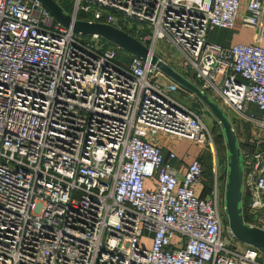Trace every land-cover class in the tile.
<instances>
[{"label": "built area", "instance_id": "obj_1", "mask_svg": "<svg viewBox=\"0 0 264 264\" xmlns=\"http://www.w3.org/2000/svg\"><path fill=\"white\" fill-rule=\"evenodd\" d=\"M55 1L150 54L162 41L222 111L264 128V0ZM239 20L255 43L209 40ZM78 36L39 0H0V264H264L224 243L216 169L201 197L200 158L181 174L163 155L161 139L211 146L171 95L184 90L150 59ZM262 156L242 154V205L264 215Z\"/></svg>", "mask_w": 264, "mask_h": 264}, {"label": "water", "instance_id": "obj_2", "mask_svg": "<svg viewBox=\"0 0 264 264\" xmlns=\"http://www.w3.org/2000/svg\"><path fill=\"white\" fill-rule=\"evenodd\" d=\"M49 13L65 28H71L75 35H97L141 60L150 59L152 66L178 85L181 89L198 99L222 128L227 162L223 205L228 229L240 244L264 252V231L244 222L242 210L243 162L237 138L224 111L209 96L202 93L193 83L173 68L150 54L149 49L127 33L105 23L88 22L73 18L55 0H39Z\"/></svg>", "mask_w": 264, "mask_h": 264}, {"label": "rangeland", "instance_id": "obj_3", "mask_svg": "<svg viewBox=\"0 0 264 264\" xmlns=\"http://www.w3.org/2000/svg\"><path fill=\"white\" fill-rule=\"evenodd\" d=\"M216 35V32L211 33V38L209 39L211 42H215L212 39L213 36ZM81 39H89L91 36H78ZM126 51L120 50L117 54L118 58L122 60L123 56L126 55ZM155 55L160 57L167 65L173 68L180 75L191 81L195 86H198V82L195 78L190 74L191 72L186 69V67L182 63V58L178 52L174 49L165 46L162 41H158L155 46ZM174 99L179 101L185 108L192 111L196 116L200 118L203 122L206 130H207V143H210L211 146L205 147V149L193 143L187 141H181L180 143L174 144V142H170L173 146H175L176 150H181L185 153L186 158H189L191 161L192 153L195 152L196 155L202 159L204 163V172L205 175L203 177L202 186L205 190L209 191L213 185V170L216 169L218 174V182L220 191V197L224 196V185H225V177L226 175V162H227V154L225 143L222 134V128L219 123L212 117L207 107H205L198 99H196L193 95L186 93H178L174 92L171 94ZM218 102V101H217ZM216 102V103H217ZM227 117L230 120L232 128L234 130L235 136L237 138L238 145L243 155H250L251 157L261 153L264 149V128H260L253 123L245 120L244 118L237 116L236 114L225 112ZM212 150V152H211ZM252 160V158H250ZM264 161V156L260 158V165ZM192 162V161H191ZM190 162V163H191ZM254 163V161H253ZM253 166V164H252ZM203 192L205 196H210V192ZM248 201L249 196L247 195L244 199L243 204L246 207V210L249 212V216L251 217L247 224L254 225V223L264 224L263 214H250L251 212L248 210ZM243 208V207H242ZM226 215V214H225ZM223 214V235L222 239L224 243L232 250H242L244 245L237 242L231 234H229L228 230L225 229L227 223V218ZM258 219V220H257ZM257 220V221H256ZM259 221V222H258ZM257 225V224H256ZM255 225V226H256ZM263 254V253H261Z\"/></svg>", "mask_w": 264, "mask_h": 264}, {"label": "crops", "instance_id": "obj_4", "mask_svg": "<svg viewBox=\"0 0 264 264\" xmlns=\"http://www.w3.org/2000/svg\"><path fill=\"white\" fill-rule=\"evenodd\" d=\"M243 5H244V0H242ZM244 12H241V14H243ZM256 30L252 29V28H247L245 26L242 25V23L239 21L236 22V25L234 27V29L232 31L227 32L226 34L223 35H219V37H217V40L219 38V42H217L218 44L221 45H232V44H252L256 42ZM261 46L264 48V36L261 39ZM184 93H186V91H184ZM162 141V147H163V155H167L168 154V150L173 151L176 154L177 159L173 162V166L181 173L183 174L185 172V169L187 167L188 164H190L191 161H193L196 158H201L200 155L199 157L196 155L195 152H193L192 155V159L191 161H189V158H186L185 153H183V151L181 150H176L175 146L176 144L180 143L178 141H173L175 146H173L171 144V146L169 145L170 142L172 141H168V140H160ZM183 142V141H182ZM242 155V154H241ZM199 195L203 194L202 189H200L198 191Z\"/></svg>", "mask_w": 264, "mask_h": 264}, {"label": "trees", "instance_id": "obj_5", "mask_svg": "<svg viewBox=\"0 0 264 264\" xmlns=\"http://www.w3.org/2000/svg\"><path fill=\"white\" fill-rule=\"evenodd\" d=\"M61 5H62V7L64 8V10H65L67 13L70 12V5H69V4H67V5H63V4H61ZM81 16H82V15L80 14L79 17H81ZM227 32H229V31H227ZM227 32H221V31L218 32V31H217V32H216V35L213 36L212 39L215 40V42L217 41V42L220 43L219 38H218V40H217V37H219V35L226 34ZM210 38H211V35H210ZM123 60L126 61L127 58L125 57ZM190 82H191V81H190ZM239 149H240V146H239ZM240 151H241V149H240ZM241 153H242V152H241ZM202 159H203V158H200L202 164L204 165ZM203 167H204V166H203ZM203 174L205 175V172H204ZM224 177H225V174H224ZM205 191H206V192L208 191L207 188H205V190H204L203 192H205ZM208 192H210V189H209ZM200 196H201V197H205L204 193L201 194ZM242 207H243V208H242V210H243V219H244V222L247 224V222L249 221V219H250L251 217L249 216V214H248L249 212L246 210V207H245L244 204L242 205ZM250 214H252V213H250ZM260 252H261V251H260ZM261 253H263V255H264V252H261Z\"/></svg>", "mask_w": 264, "mask_h": 264}]
</instances>
